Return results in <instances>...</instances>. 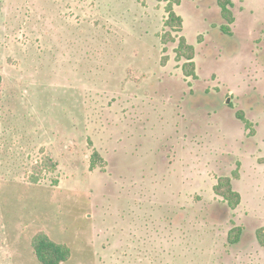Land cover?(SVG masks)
I'll list each match as a JSON object with an SVG mask.
<instances>
[{
	"label": "rangeland",
	"instance_id": "obj_1",
	"mask_svg": "<svg viewBox=\"0 0 264 264\" xmlns=\"http://www.w3.org/2000/svg\"><path fill=\"white\" fill-rule=\"evenodd\" d=\"M234 1L236 42L217 0L175 6L195 79L167 3L0 0V264H41L39 233L63 264H264V0ZM239 170L230 210L214 187Z\"/></svg>",
	"mask_w": 264,
	"mask_h": 264
},
{
	"label": "trees",
	"instance_id": "obj_2",
	"mask_svg": "<svg viewBox=\"0 0 264 264\" xmlns=\"http://www.w3.org/2000/svg\"><path fill=\"white\" fill-rule=\"evenodd\" d=\"M146 2L147 0H142ZM158 2L167 3L166 12L168 19L165 22L166 33L162 38L163 44L173 43L176 44L177 40L172 37V33L178 34V48L176 49L177 60L182 58L186 59L184 63L183 71L185 76L197 78L196 64H195V48L191 46L186 37L182 35L184 31V20L179 16L175 10V6L181 5V0H157ZM194 1V0H189ZM234 0H217V4L221 9L222 16L227 23L223 27V31L226 35H231L232 25L235 22L234 14L232 13ZM167 57H164V63L167 61ZM239 118L245 123L247 129L250 127V122L244 117L243 113L238 114ZM57 171V164H55L49 157L42 159L34 166V174L31 178L32 182L38 184L41 179L47 173H54ZM239 173H235L232 178L222 176L218 178V183L214 187L215 194L221 198L228 209L236 210L241 205V195L233 188L232 180L239 179ZM57 185L58 182H55ZM243 232L240 228H234L229 232L228 242L230 244H236L241 238ZM257 237L262 246H264V229H260L257 232ZM32 248L34 254L41 264H63L72 258V251L67 245L56 243L51 240L46 234L39 233L32 240Z\"/></svg>",
	"mask_w": 264,
	"mask_h": 264
},
{
	"label": "flooded vegetation",
	"instance_id": "obj_3",
	"mask_svg": "<svg viewBox=\"0 0 264 264\" xmlns=\"http://www.w3.org/2000/svg\"><path fill=\"white\" fill-rule=\"evenodd\" d=\"M233 13H234V18H235V21H236V14L237 13H235V11H234V9H233ZM235 23V22H234ZM235 24H233L232 25V27H235L234 26ZM223 27L224 26H222V29H223ZM233 29V28H232ZM225 34V33H224ZM225 36H227V37H232L233 35L231 34L230 36L229 35H226L225 34ZM230 40V39H229ZM230 41H232V40H230ZM194 47V46H193ZM195 48V47H194ZM196 50V49H195ZM250 90V89H249ZM249 90L246 92V94L249 92ZM252 90V92L250 91V93L249 94H251V95H256L257 93L254 91V88L253 89H251ZM244 95V96H247V95ZM229 96H231V98L228 100V104H232V102H233V97H234V95H229ZM239 96H243V94L242 95H239ZM238 99H240V97H238ZM243 101V100H242ZM233 111H234V109H233ZM214 112V116H218V113L216 112V111H213ZM235 112V115H234V119L237 121H239V122H241V124L244 126V128L246 129V125H245V123L239 118V116H238V114L239 113H243L244 114V117L250 122V118L248 119V117H247V114H246V112H245V110H241V109H239V108H236V110L234 111ZM251 123V122H250ZM252 128L251 127H249L248 128V130L250 131V132H253L252 130H251ZM247 130V129H246ZM254 134H255V132L253 133V135L252 136H254ZM251 137V136H250ZM167 157H170V155H167ZM239 175H240V177H239V179L241 178V173H240V170H239ZM239 179H233L232 180V184H233V188H235V182L236 181H238Z\"/></svg>",
	"mask_w": 264,
	"mask_h": 264
},
{
	"label": "crops",
	"instance_id": "obj_4",
	"mask_svg": "<svg viewBox=\"0 0 264 264\" xmlns=\"http://www.w3.org/2000/svg\"><path fill=\"white\" fill-rule=\"evenodd\" d=\"M236 6H237V5H236V3H235V1H234V8H233V9H234L235 13H237V7H236ZM236 18H237V14H236ZM234 26H235V25H234ZM232 28H233V29H232L233 32H235V31H234V30H235V27H232ZM226 37H227V36H226ZM228 39H230V40L236 42V40H235V38H234V35H233L232 37H229ZM248 119H249V118H248ZM250 122L253 123L254 120H251V119H250ZM237 123H238L239 126H240L241 122H239V121L237 120ZM238 124H237V125H238ZM243 131H244V134L242 133V135L244 136V137H243V139H244V138H247V134H246L245 129H243ZM245 134H246V135H245ZM254 137H256V136L248 137V138L253 139ZM239 141H240V140H239ZM241 178H243L242 174H241ZM241 178H240V179H241ZM240 179H239V180H240ZM239 180H238V181H239ZM238 181L235 182V188H234V190L240 194L241 192H239V190L236 189ZM240 195H241V198H242V201H241V205H242V203H243V197H242V194H240ZM241 205H240V206H241ZM240 206H239V208H240ZM239 208H238V209H239ZM228 235H229V234H228ZM244 235H246V233H245V234L243 233V238H242V239H244ZM256 237H257V233H256ZM257 239H258V237H257ZM261 247H264V246L261 245Z\"/></svg>",
	"mask_w": 264,
	"mask_h": 264
}]
</instances>
